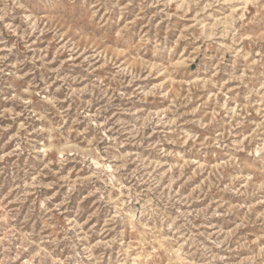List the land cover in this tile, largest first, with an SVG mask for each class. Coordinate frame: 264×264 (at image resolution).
Wrapping results in <instances>:
<instances>
[{
    "label": "rangeland",
    "instance_id": "obj_1",
    "mask_svg": "<svg viewBox=\"0 0 264 264\" xmlns=\"http://www.w3.org/2000/svg\"><path fill=\"white\" fill-rule=\"evenodd\" d=\"M0 264H264V0H0Z\"/></svg>",
    "mask_w": 264,
    "mask_h": 264
}]
</instances>
